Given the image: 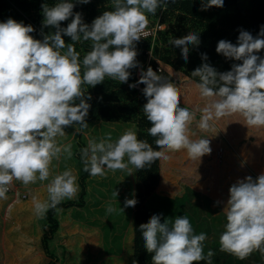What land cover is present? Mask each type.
Here are the masks:
<instances>
[{
    "label": "clouds",
    "instance_id": "obj_1",
    "mask_svg": "<svg viewBox=\"0 0 264 264\" xmlns=\"http://www.w3.org/2000/svg\"><path fill=\"white\" fill-rule=\"evenodd\" d=\"M168 3L169 0H110L111 9L91 25L84 23L81 13H73L72 0L44 4L43 24L56 31L43 40L30 35L35 30L30 24L13 18L0 22V200L7 199L11 183L16 189L13 180L26 186L48 180L54 159L58 160L62 152L72 157V145H59L57 137L65 136L68 126L88 127L90 96L86 98L82 85L95 87L106 77L126 83L129 70L138 66L136 43L147 35L148 14L155 15L160 8L166 10ZM212 6L223 7L224 0H202L201 10ZM71 17V23L61 27V22ZM64 35L72 43L66 44ZM82 41H91V50L81 60L74 45ZM169 43L181 47L187 61L189 45L198 46L200 38L190 32L181 38H170ZM262 49L264 25L256 37L241 30L236 44L221 39L216 51L242 63L222 73L208 63L192 71V76L200 78V95L210 101L201 109V130H208L214 119L232 114L243 116L247 126L264 127V57L257 54ZM202 59H207L206 53ZM169 80L149 67L129 87L145 85L142 91L147 103L142 111L151 122L147 131L156 138V147L173 153L186 150L190 159L201 160L212 151L210 140L191 138L195 135L190 131L195 113L181 106L179 90ZM164 154L154 150L148 141L138 139L132 130L114 142L110 133L99 142L89 141L80 153L84 171L94 177L105 176V169L124 170L128 164L144 169ZM77 191V177L71 169L55 175L47 186L48 199L34 203L36 213L42 215L63 200L75 198ZM229 192L220 249L240 259L256 250L264 254V173L255 179H239ZM113 195L118 196V191ZM136 203L135 199H126L124 207H134ZM114 211L109 204L107 212ZM161 216L154 214L139 226L144 247L154 253L153 264H199L205 260L211 264L213 251L204 253L206 233L195 234L186 215L176 217L171 224L167 219L161 222Z\"/></svg>",
    "mask_w": 264,
    "mask_h": 264
},
{
    "label": "trees",
    "instance_id": "obj_2",
    "mask_svg": "<svg viewBox=\"0 0 264 264\" xmlns=\"http://www.w3.org/2000/svg\"><path fill=\"white\" fill-rule=\"evenodd\" d=\"M57 2L59 0H0V22L13 18L22 21L25 25L30 24L35 29L30 35L43 40L45 35L55 32L56 29L44 26L42 5L52 6ZM72 2L74 3L73 13H81L84 23L89 25L104 11L111 9L110 0H90L86 4L81 3L80 0H72ZM201 4L202 0H169L166 10L160 8L157 9L155 15L148 14V27H155L160 23L166 26L158 29L154 40L151 37L141 38L136 43L138 66L129 70L131 73L129 80L126 83H119V81L106 77L104 82L95 87L82 85L86 90V98L90 96L87 100L90 104L86 117L88 127L71 126L77 127L75 134L77 147L74 155L79 160H81V150L87 147L90 141L86 135L87 132H90L92 141H96L93 139L97 138L96 142H99L98 138L101 139L102 133L106 130L111 135H116L117 132L120 133L118 129L123 125H134L138 139L148 141L154 150L165 153L153 164L146 165L144 169H136L135 200L137 203L135 211L132 212L134 216L132 264H153L152 255L154 253H149L144 247L139 226L147 223L154 214H162L161 222L167 219L168 217L163 212L165 214L170 212L166 208H169L174 198H181V203L179 202L175 208L177 215L180 213L179 216L186 215L192 218L193 226L196 228L201 225L199 229L202 230L198 234L210 232L216 224H212L210 217L201 212L199 205L197 206L198 203L192 201L191 195L204 191L208 197H214L216 202L220 201L219 204H222L224 211L227 200L230 198L229 189L233 183L247 176L255 179L264 173V127L247 126L243 116L232 114L214 119L208 130H201L198 127L202 116L201 109L210 101L200 95L197 88L200 78L191 75L192 71L203 63L210 64L221 73L230 71L233 64L242 63V61L229 59L217 53L218 42L224 39L236 44L241 30L249 31L256 37L261 25H264V0H224L223 7L212 6L206 11L201 10ZM72 18L74 17L62 21L61 27H67ZM190 32L199 35L200 43L198 46L189 45L188 60L185 61L182 48L171 45L169 39L181 38ZM63 38L66 44L72 43L69 36L64 35ZM74 46L82 60L84 55L91 50V41L77 42ZM150 50L152 51L149 52ZM205 53L207 54L206 60L202 59V54ZM257 54L264 57V49ZM157 65L162 66V70H159ZM139 66L144 71L151 67L167 80L174 81L173 84L177 86L181 97V106L195 113L190 126V131L195 135L191 138H209L212 149L210 154L204 155L201 160L193 161L186 150L173 153L156 147V138L150 136L147 131L151 127V122L147 120L142 111L144 104L147 103V98L142 91L145 85L129 87L140 79L137 76ZM81 74L83 75V69ZM76 103H79V100ZM115 122L125 124L119 123L118 125ZM90 176L88 172H85L79 178L81 190L77 200H63L56 208H50L45 213L41 248L51 258L48 264H56V261L60 260L59 254L51 248L50 243L54 240L56 233L59 234L62 228L68 227L64 224L61 227L57 211L60 208L64 210L72 206L83 207L85 205L88 192L86 178ZM118 187L124 196L122 185ZM13 190L15 189L8 192ZM121 210L122 206L119 204L117 213H121ZM222 214L225 216V222L217 219V223L222 222L225 225L226 212ZM111 215L112 213L107 212L108 221L112 225L116 220L112 217L114 215ZM121 218L123 219L124 216ZM169 220L171 222L172 218L169 217ZM108 229V232L115 233L114 227ZM203 243L207 249H215L211 264L250 263L242 262L240 259L235 260V255L219 251L218 240H210L209 244ZM204 253L207 255L205 250ZM199 264H208V262L205 260Z\"/></svg>",
    "mask_w": 264,
    "mask_h": 264
},
{
    "label": "rangeland",
    "instance_id": "obj_3",
    "mask_svg": "<svg viewBox=\"0 0 264 264\" xmlns=\"http://www.w3.org/2000/svg\"><path fill=\"white\" fill-rule=\"evenodd\" d=\"M162 26H166L163 24ZM137 76L140 78L139 74ZM170 82H174L173 80H169ZM139 85V84H137ZM120 124H125L124 122H115ZM73 127L68 126L65 128V136L63 137H57V142L59 145H62L68 141V139H65V137L69 138V134H71V130ZM110 128V127H109ZM111 129V128H110ZM135 126L134 125H123L120 130V133L117 132L116 135H111L113 142L116 141L122 134H124L128 130H132L135 132ZM110 132L106 130L105 133H102L101 139L106 137L107 134ZM115 133L114 131L112 132ZM111 134V133H110ZM87 137L90 141L92 136L90 132L86 133ZM62 138V139H61ZM98 138V141L101 140ZM61 142H60V141ZM97 141V138L93 139ZM64 142V143H62ZM221 149V148H220ZM67 160H70L66 157ZM59 161L54 159L52 162V165L50 166V170L55 167V164ZM125 163H127V157H125ZM65 168H62L59 171H56L57 174L62 173L65 171ZM106 175L105 176H95L94 178L96 180H101V182L105 181V185H102L104 187V196L101 195L99 197L100 199L95 202V199H89L88 200V206L89 208L85 210H78L76 209V213L73 214V217L71 216V208L64 210L61 212L60 209V217L61 219H69V221L64 222V225L68 226L67 228H62L61 231L56 233V236L54 240L51 241L50 245L51 248L59 254L60 261L57 260L56 264H132V247H133V233L131 234L128 232L129 225H133V215L132 212L135 211L136 207H124L126 199H135V182H136V168L128 164V167L124 170H116L115 172L105 169ZM123 179V180H122ZM96 180H91V183L94 182V185L98 184V182H95ZM36 185V183H34ZM34 185V186H35ZM78 185V184H77ZM81 185V184H80ZM118 185H122V188L125 192V195L122 196L121 190L118 187ZM90 186V181H89ZM118 191V196H114L113 193ZM11 193H16L17 196L24 200V197L22 195V192H19L17 189L12 191ZM94 193L92 190L90 191V196L92 197ZM95 196V194H94ZM122 196V197H121ZM27 197V196H26ZM191 199L194 202H197V206L199 205V208L201 212L204 215H207L210 217L212 224H216L212 227L210 232H206L207 239L209 240H218L220 235L225 231V225L222 222H225V216L222 214L224 212L222 210V204H217L214 197H208L207 193L204 191H199L195 193L193 196L191 195ZM25 201V200H24ZM174 201V202H173ZM171 202L172 204L169 205V208H166V210H169L170 212H163L164 215H166L168 218L167 220L170 222L169 217L172 218L171 222L175 220L176 217H179V214L177 215L175 212L176 206H178L179 202L181 201V198H174ZM181 203V202H180ZM111 204L116 211L112 212V216L116 221L112 223V225L108 221L107 216V208ZM122 206L121 213H117L118 205ZM100 205L99 209H102L99 213L94 214L93 211L95 210V206ZM102 205H105L103 207ZM189 210V209H188ZM127 212V214L125 213ZM104 213L105 217L102 215ZM106 213V214H105ZM193 213V212H192ZM175 214V216H172ZM124 216L122 219L121 217ZM190 216V215H189ZM105 218V220H103ZM107 218V219H106ZM189 218V217H188ZM217 219H221L220 223H217ZM43 220V214L38 215L35 212L34 221L32 222L33 227L32 229L29 228L27 232H31V234H34L35 230L37 233V236L40 234V228L41 233L43 231V225L40 227V222ZM99 220V221H98ZM192 226L193 221L192 218H189ZM72 221V222H71ZM163 222V221H162ZM170 222V224H171ZM75 226V224H77ZM74 224V225H73ZM85 224V226H83ZM220 224V225H219ZM121 227H118L120 226ZM199 225L197 228L193 226L194 233L198 234L202 229ZM114 227L116 230L115 233L108 232V228ZM133 229V228H132ZM39 230V232H38ZM64 230V231H63ZM88 233V234H87ZM72 236L74 239H72V242H69V244L66 246L65 243H63L64 236ZM35 237V244L37 248H41V242L38 240V237ZM33 243V242H32ZM219 251L222 252L220 247H218ZM208 252V250H207ZM215 256V252H213ZM212 256V257H213ZM237 256H235V260H239ZM242 262H250L249 264H264V254H261L260 251L256 250L253 251L251 254H249L246 258L240 259Z\"/></svg>",
    "mask_w": 264,
    "mask_h": 264
},
{
    "label": "crops",
    "instance_id": "obj_4",
    "mask_svg": "<svg viewBox=\"0 0 264 264\" xmlns=\"http://www.w3.org/2000/svg\"><path fill=\"white\" fill-rule=\"evenodd\" d=\"M70 130H71V134H69V138L65 137V139H68V141L65 144L72 145L73 155L70 158V160H67L65 158L66 154L62 152L59 161L57 162V164H55V167H53V169L50 170L49 179L45 181L37 180L36 185L32 183L26 186L20 181L13 180L16 185V189L19 192H22V195L27 196L24 197L25 201L20 199L16 193H11L12 191L6 193L7 199L0 200V264H48L49 261L51 260V258L45 253V251L42 248L35 247L36 244L34 242H35V237L37 236L36 230L34 234H31V232H27V231L29 230V228L30 229L34 228L32 224L36 212L34 208V203L36 201L44 202L46 199H48L47 186L51 181V179L55 175H58L56 171H59L62 168H65L66 170L68 169L72 170L73 174L77 177L78 191L75 198L70 200H77L79 198L80 190H81L79 178H81V176L85 174L86 171H84L83 162L77 159L74 155V150L77 147L76 146L77 144L75 142V134L77 131V127H73ZM91 180H96V179L94 178V176H90L86 178V185L88 192L85 197V205L83 207L72 206V208L70 209L72 217L73 214L77 212L76 209L83 211L89 208L88 206L89 199L90 200L95 199V202H97L100 199L99 197H101V195L104 196V187L102 185H105V181L101 182L100 179L96 180L95 182H98V184L94 185V182L91 183ZM89 181H90V186H89ZM91 190L94 192L92 193L93 194L92 197L90 196ZM99 208L100 205H96L93 213L94 214L99 213L102 210ZM60 209H58L57 211V217L59 218L62 227L64 222H67L68 219H61ZM66 210L67 209H64V212H66ZM62 211L63 209H61V212ZM103 216L105 217V215ZM45 220L46 219L44 213L43 220L42 222L39 223L40 227L41 225L44 226ZM83 226H85V224H83ZM128 227L130 229L128 232L132 234L133 229H131V225H129ZM41 229L42 228L39 229L40 234L39 236H37L40 242L44 232L43 230L41 233ZM64 237L65 238L63 240V243H65L66 246L69 244V242H72V239H74L73 235L72 236L65 235ZM204 242H207L209 244L210 240L206 239ZM204 250L206 253L207 250L208 251L212 250L213 252H215V249L213 248L207 249V247L205 246H204Z\"/></svg>",
    "mask_w": 264,
    "mask_h": 264
},
{
    "label": "built area",
    "instance_id": "obj_5",
    "mask_svg": "<svg viewBox=\"0 0 264 264\" xmlns=\"http://www.w3.org/2000/svg\"><path fill=\"white\" fill-rule=\"evenodd\" d=\"M162 25L163 24L160 23V24L155 25V27H148L147 26L145 29V32L147 35H146V37H142V39H144V38L148 39L151 37L154 40V38H156L158 29L164 28V26H162ZM151 51L152 50H150L149 52H151ZM157 68L159 70H162V66H160V65H157ZM142 71H144V70H142V67L139 66L137 74H139V76H141ZM137 86H140V85H137ZM13 188H14V186L11 183V185L9 186V191L12 190Z\"/></svg>",
    "mask_w": 264,
    "mask_h": 264
}]
</instances>
